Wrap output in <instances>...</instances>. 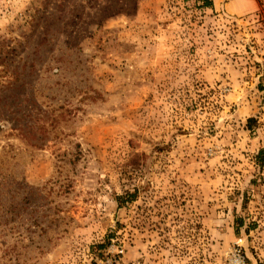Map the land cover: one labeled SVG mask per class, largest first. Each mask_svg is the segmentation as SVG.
Returning a JSON list of instances; mask_svg holds the SVG:
<instances>
[{
	"label": "rangeland",
	"instance_id": "obj_1",
	"mask_svg": "<svg viewBox=\"0 0 264 264\" xmlns=\"http://www.w3.org/2000/svg\"><path fill=\"white\" fill-rule=\"evenodd\" d=\"M212 1L0 0V264H264V0Z\"/></svg>",
	"mask_w": 264,
	"mask_h": 264
},
{
	"label": "trees",
	"instance_id": "obj_2",
	"mask_svg": "<svg viewBox=\"0 0 264 264\" xmlns=\"http://www.w3.org/2000/svg\"><path fill=\"white\" fill-rule=\"evenodd\" d=\"M204 4L207 7H212L213 6V1L212 0H204ZM249 121L251 122L252 119H249ZM257 157L258 158H263L264 157V149H260V151L258 152ZM129 195H131V193L127 192L123 196L122 195L118 196L117 200L119 201V204L122 205L125 202H127L129 200V198H130ZM131 197H132L131 199L133 200V196H131ZM244 224H245V222H244L243 218L242 217H237V227H236L237 231L239 230V227H242Z\"/></svg>",
	"mask_w": 264,
	"mask_h": 264
}]
</instances>
